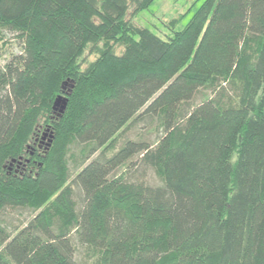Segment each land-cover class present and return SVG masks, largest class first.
I'll use <instances>...</instances> for the list:
<instances>
[{"label":"trees","instance_id":"trees-1","mask_svg":"<svg viewBox=\"0 0 264 264\" xmlns=\"http://www.w3.org/2000/svg\"><path fill=\"white\" fill-rule=\"evenodd\" d=\"M154 1L0 0L23 43L0 66V210L34 212L0 226V264H264V0H203L165 37L131 19ZM145 115L158 139L115 148ZM128 161L161 181L114 173Z\"/></svg>","mask_w":264,"mask_h":264},{"label":"rangeland","instance_id":"rangeland-1","mask_svg":"<svg viewBox=\"0 0 264 264\" xmlns=\"http://www.w3.org/2000/svg\"><path fill=\"white\" fill-rule=\"evenodd\" d=\"M203 0H155L146 8L135 13L131 19L137 25L150 27L159 35L165 37L172 32V28L167 25V20L173 17H180L177 25L174 28L182 27L192 15L196 6ZM195 4L194 6H192ZM22 40L14 32L4 29L0 34V66H2L9 58L15 53L22 51ZM210 89L201 88L192 100V103H198L204 98L212 95ZM162 134V128L159 121L153 117L145 115L141 119L132 120L124 129L119 133L116 139V147L118 148L126 138L137 140H147L155 142ZM100 150H96L90 157L96 156ZM112 149L106 153L111 154ZM82 158L81 144L75 143L72 145L68 155L70 167V180L76 175L80 168ZM137 156H133V160H137ZM130 161L120 165L114 171L115 174L121 173L126 170L127 176L136 180H143L148 183H159L161 178L157 175L152 166H143L142 164L130 165ZM75 196L77 198V206H82V191L76 183H73ZM33 210L28 207L18 208H4L0 210V226H4L8 231L15 232L18 228L24 226L33 216ZM73 241L76 243L77 248L75 256L77 259H86L87 250L85 245L78 242L76 235H73Z\"/></svg>","mask_w":264,"mask_h":264},{"label":"water","instance_id":"water-1","mask_svg":"<svg viewBox=\"0 0 264 264\" xmlns=\"http://www.w3.org/2000/svg\"><path fill=\"white\" fill-rule=\"evenodd\" d=\"M67 101H68V95L67 94H64V93H61L59 94L55 100H54V106H59V110H60V113H62L65 108H66V105H67ZM43 135L44 137L48 136V145H50L52 139H53V129H51L50 127H46L45 130L43 131ZM22 162L21 160H19V163ZM18 163V164H19Z\"/></svg>","mask_w":264,"mask_h":264},{"label":"flooded vegetation","instance_id":"flooded-vegetation-1","mask_svg":"<svg viewBox=\"0 0 264 264\" xmlns=\"http://www.w3.org/2000/svg\"><path fill=\"white\" fill-rule=\"evenodd\" d=\"M44 139H45V137H44V135L42 136V134H40V136L38 137H36V141H37V143L39 144V147L43 144V142H44ZM35 141V142H36ZM33 153V151H31V154ZM26 162H29V159H27L26 160ZM16 165H18L17 163H16ZM25 165H26V163L25 164H23V166H21L20 164H19V166L17 167H15V169L16 170H18V171H21L20 169H19V167L21 166L23 169H25Z\"/></svg>","mask_w":264,"mask_h":264}]
</instances>
